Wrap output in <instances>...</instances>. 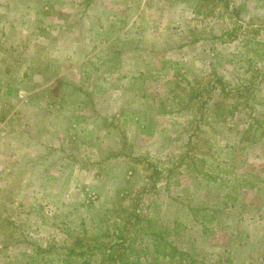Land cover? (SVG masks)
Here are the masks:
<instances>
[{"label": "rangeland", "instance_id": "374dc122", "mask_svg": "<svg viewBox=\"0 0 264 264\" xmlns=\"http://www.w3.org/2000/svg\"><path fill=\"white\" fill-rule=\"evenodd\" d=\"M0 264H264V0H0Z\"/></svg>", "mask_w": 264, "mask_h": 264}, {"label": "crops", "instance_id": "0c3cea01", "mask_svg": "<svg viewBox=\"0 0 264 264\" xmlns=\"http://www.w3.org/2000/svg\"><path fill=\"white\" fill-rule=\"evenodd\" d=\"M104 59H106V57L104 58ZM110 62L111 61H109V64H110ZM109 64H107V65H109ZM64 69V68H63ZM62 69V70H63ZM110 69V68H109ZM68 70H70V68H66V69H64L63 71H58L57 72V74L54 76V77H52L49 81H51V80H53V81H55L56 79H58V78H60L62 75H63V73H66ZM55 78V79H54ZM62 79V78H61ZM104 89V91H105V88H103ZM89 91V90H88ZM59 99H60V97H56V100L60 103L61 101H59ZM55 100V101H56ZM55 101H54V103L52 104L53 106H59V105H61V104H58V103H55ZM62 103V102H61ZM64 106H68L67 104H63ZM101 108V109H100ZM100 108H98V111H101V113H102V105H101V103H100Z\"/></svg>", "mask_w": 264, "mask_h": 264}, {"label": "built area", "instance_id": "2783aa9c", "mask_svg": "<svg viewBox=\"0 0 264 264\" xmlns=\"http://www.w3.org/2000/svg\"><path fill=\"white\" fill-rule=\"evenodd\" d=\"M20 97H22V94H20Z\"/></svg>", "mask_w": 264, "mask_h": 264}]
</instances>
